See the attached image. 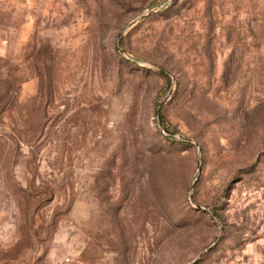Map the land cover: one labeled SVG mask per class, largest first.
Returning a JSON list of instances; mask_svg holds the SVG:
<instances>
[{"label":"rangeland","instance_id":"374dc122","mask_svg":"<svg viewBox=\"0 0 264 264\" xmlns=\"http://www.w3.org/2000/svg\"><path fill=\"white\" fill-rule=\"evenodd\" d=\"M0 264H264V0H0Z\"/></svg>","mask_w":264,"mask_h":264}]
</instances>
